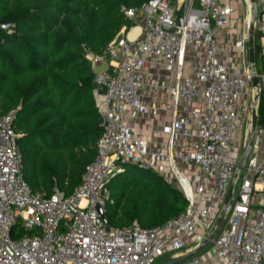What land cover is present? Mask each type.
Listing matches in <instances>:
<instances>
[{"label": "built area", "instance_id": "built-area-1", "mask_svg": "<svg viewBox=\"0 0 264 264\" xmlns=\"http://www.w3.org/2000/svg\"><path fill=\"white\" fill-rule=\"evenodd\" d=\"M256 4L258 88L253 87L249 60L251 8L247 29L234 40L225 33L235 10L224 0H149L141 7L122 8L141 32L131 40L133 28L124 27L123 40L108 51L110 60L86 52L95 72L103 133L98 155L70 197L56 184L51 195L32 191L17 145L15 113L0 117V264H155L168 254H174L170 260L178 258L204 241L239 166V133L244 127L249 131L253 108L258 113L264 107V0ZM11 28L0 25L8 32ZM103 63L106 70L97 72ZM151 68L156 77L149 82ZM244 81L251 87L247 102ZM162 90L169 91L170 114L146 102L147 91L157 96ZM150 114L158 117L167 136L158 147L144 140L135 125ZM128 166L163 167L161 174L187 199L185 212L153 229L137 221L110 226L106 214L114 200L109 185ZM238 182L226 221L204 256L215 264H264L262 126H257ZM202 258L183 264H203Z\"/></svg>", "mask_w": 264, "mask_h": 264}, {"label": "trees", "instance_id": "trees-1", "mask_svg": "<svg viewBox=\"0 0 264 264\" xmlns=\"http://www.w3.org/2000/svg\"><path fill=\"white\" fill-rule=\"evenodd\" d=\"M148 1L0 0V25L12 26L11 32L0 29V117L15 113L24 177L33 192L51 195L56 184L70 197L82 183L103 133L94 96L95 72L84 46L107 58L121 30L136 27L122 8ZM260 48L256 34L257 62ZM258 118L264 127L263 106ZM132 170L126 167L118 176L126 178L110 184V226L137 221L153 229L185 212L187 199L174 182L151 169L144 170L147 179L137 180L129 175Z\"/></svg>", "mask_w": 264, "mask_h": 264}, {"label": "water", "instance_id": "water-1", "mask_svg": "<svg viewBox=\"0 0 264 264\" xmlns=\"http://www.w3.org/2000/svg\"><path fill=\"white\" fill-rule=\"evenodd\" d=\"M249 2V8L252 10V15H251V21H250V26H249V60H250V71L252 74V83L254 88H258L260 84V80L256 74V67H257V60H256V30H255V22L258 14V7L256 4V0H248ZM178 17V16H177ZM174 31V30H172ZM124 38V30L122 29L121 32L117 35L116 39L114 42L110 45V48H116L119 43L123 40ZM84 49L86 52L90 51V46L85 45ZM254 106V105H253ZM258 113L256 108H253L252 111V121H251V126L250 129L247 133L246 136V141L244 144V151L241 156L240 162L238 169L236 171V174L234 176L233 183L230 187L228 196L222 206V209L213 225L209 233L207 234L206 238L204 241L195 249L187 252L186 254L174 258L171 260H168L166 262H163L162 264H183L189 259L196 257L198 254L203 252L214 240L215 236L217 235L218 231L220 230L221 225L223 224L226 214L228 212L229 206L233 200L234 193H235V188L236 185L241 177L242 172L245 170V168L248 165L249 158L251 156L252 148H253V142L255 139L256 131H257V126H258ZM104 123V118L101 116L99 119V124L102 126ZM100 216L102 218H105V213L99 209Z\"/></svg>", "mask_w": 264, "mask_h": 264}, {"label": "crops", "instance_id": "crops-1", "mask_svg": "<svg viewBox=\"0 0 264 264\" xmlns=\"http://www.w3.org/2000/svg\"><path fill=\"white\" fill-rule=\"evenodd\" d=\"M224 3L230 4L235 10L231 26L225 33V37H228L227 39L234 40L240 37L247 29L245 19L249 14V2L248 0H224ZM132 31L129 33V39L131 40L137 38L141 32L139 27H134ZM150 71L151 75L148 78L149 82H151L156 77V69L151 68ZM146 102L149 106L156 107L161 114H170L171 112V101L168 90H162L157 96H154V94H152L150 91H147ZM135 125L142 138L149 142L152 147H158L161 142L167 140V136L164 134L157 116L150 114L140 118L135 123ZM155 171L161 174V172L163 173L165 170L163 167H161ZM168 260L170 259L167 258L162 262H166ZM202 261L203 264H215V260L209 259L207 255H203Z\"/></svg>", "mask_w": 264, "mask_h": 264}, {"label": "rangeland", "instance_id": "rangeland-1", "mask_svg": "<svg viewBox=\"0 0 264 264\" xmlns=\"http://www.w3.org/2000/svg\"><path fill=\"white\" fill-rule=\"evenodd\" d=\"M131 22V21H129ZM132 25H136L134 22H131ZM134 32V31H132ZM136 32V31H135ZM106 59H111V56L110 54H108L107 58ZM257 68H258V71L261 72V61L259 60L257 62ZM106 70V63H103L101 66L97 67L96 68V71L97 72H104ZM243 91H244V97H245V101H249V98H250V94H251V87H250V84L248 81H244V84H243ZM247 129L246 127H244L241 131V133H239V136H238V140H239V146L235 149L236 151V154L238 155V157H241L242 154H243V151H244V144H245V139H246V136H247ZM133 169L135 170H132L131 173H129V175L132 176V178L134 179H137V180H141V179H147L148 178V172L142 170V169H139L137 167H133ZM122 178H126V176H123ZM121 177H118L117 179H113V184L111 182V184L113 186L117 185L118 183H121L122 179ZM169 180V178H167ZM171 181V180H170ZM133 182V183H132ZM132 187L134 186V180H132ZM111 185V186H112ZM109 189H110V185H109ZM238 189H239V182H238V186L236 187V190H235V197L237 196V192H238ZM110 205V204H109ZM226 220H224L225 222ZM211 251V244L203 251L201 252L200 254L197 255V257H201L203 256L205 253ZM172 255L174 254H168L166 255L165 257H163L162 259L158 260L155 264H162L164 260H166L167 258H170Z\"/></svg>", "mask_w": 264, "mask_h": 264}, {"label": "bare ground", "instance_id": "bare-ground-1", "mask_svg": "<svg viewBox=\"0 0 264 264\" xmlns=\"http://www.w3.org/2000/svg\"><path fill=\"white\" fill-rule=\"evenodd\" d=\"M134 29V28H133Z\"/></svg>", "mask_w": 264, "mask_h": 264}]
</instances>
